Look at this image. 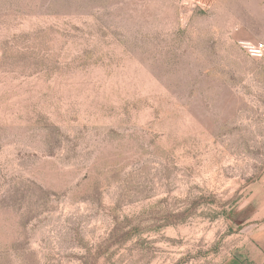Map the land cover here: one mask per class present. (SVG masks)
<instances>
[{
    "label": "rangeland",
    "instance_id": "obj_1",
    "mask_svg": "<svg viewBox=\"0 0 264 264\" xmlns=\"http://www.w3.org/2000/svg\"><path fill=\"white\" fill-rule=\"evenodd\" d=\"M264 0H0V264H220L264 219Z\"/></svg>",
    "mask_w": 264,
    "mask_h": 264
},
{
    "label": "crops",
    "instance_id": "obj_2",
    "mask_svg": "<svg viewBox=\"0 0 264 264\" xmlns=\"http://www.w3.org/2000/svg\"><path fill=\"white\" fill-rule=\"evenodd\" d=\"M250 252L242 257H229L220 264H264V219L254 227Z\"/></svg>",
    "mask_w": 264,
    "mask_h": 264
},
{
    "label": "built area",
    "instance_id": "obj_3",
    "mask_svg": "<svg viewBox=\"0 0 264 264\" xmlns=\"http://www.w3.org/2000/svg\"><path fill=\"white\" fill-rule=\"evenodd\" d=\"M244 50L253 58L261 59L264 57V44L262 43H240Z\"/></svg>",
    "mask_w": 264,
    "mask_h": 264
}]
</instances>
